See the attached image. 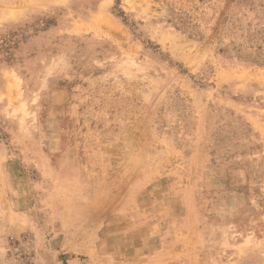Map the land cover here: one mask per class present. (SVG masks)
Returning <instances> with one entry per match:
<instances>
[{"label": "rangeland", "instance_id": "obj_1", "mask_svg": "<svg viewBox=\"0 0 264 264\" xmlns=\"http://www.w3.org/2000/svg\"><path fill=\"white\" fill-rule=\"evenodd\" d=\"M0 264H264V0H0Z\"/></svg>", "mask_w": 264, "mask_h": 264}, {"label": "crops", "instance_id": "obj_2", "mask_svg": "<svg viewBox=\"0 0 264 264\" xmlns=\"http://www.w3.org/2000/svg\"><path fill=\"white\" fill-rule=\"evenodd\" d=\"M109 256V255H108Z\"/></svg>", "mask_w": 264, "mask_h": 264}]
</instances>
